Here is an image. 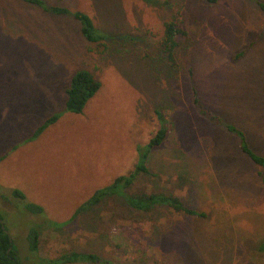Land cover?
Listing matches in <instances>:
<instances>
[{"label": "rangeland", "instance_id": "374dc122", "mask_svg": "<svg viewBox=\"0 0 264 264\" xmlns=\"http://www.w3.org/2000/svg\"><path fill=\"white\" fill-rule=\"evenodd\" d=\"M45 1L88 13L105 39L88 42L70 15L0 0V212L23 264L73 250L99 261L71 264H264V168L227 127L243 129L264 155V0ZM169 19L186 31L175 64L161 46ZM82 69L101 88L71 113L67 87ZM196 98L222 122L201 114ZM157 110L172 130L150 155L152 174L123 193H172L205 215L134 211L123 193L83 209L135 168L138 148L161 126ZM13 189L44 214L26 212Z\"/></svg>", "mask_w": 264, "mask_h": 264}, {"label": "trees", "instance_id": "16d2710c", "mask_svg": "<svg viewBox=\"0 0 264 264\" xmlns=\"http://www.w3.org/2000/svg\"><path fill=\"white\" fill-rule=\"evenodd\" d=\"M27 1L43 7L44 11L52 12L57 15H70L74 17L80 22L81 33L88 42L98 45L103 44L102 41L105 39V35L98 30L88 13L81 10H74L67 6L53 4L50 5L46 3L45 0ZM258 4L259 7L264 11V1H259ZM185 35L186 31L177 23L175 19H169L164 22L161 46L168 61L171 64H175L176 62L175 56L176 50L179 46L180 37ZM100 88V80H98L91 71L87 69L77 71L72 76L70 85L67 87L65 110L71 113L83 112L88 101L98 92ZM196 105L200 109L201 114L206 116L209 121L213 123L222 122L221 117L211 110L205 108L202 103H200L198 98H196ZM156 114L159 118L161 126L156 134L149 140L146 146H141L138 148L139 158L135 168L128 174L118 176L114 182L107 187L99 189L87 203L83 204V209L85 207H89L90 205L100 203L105 194L123 193V189L126 190L134 186L139 177L152 174L148 165L150 155L154 150L164 145L168 138V134L172 130V127L168 124L165 115L159 110L156 111ZM60 116V113H54L48 117L41 125L37 127L32 135V138L38 137L47 127L54 124L60 118ZM227 127L237 136V138H239L241 151L254 164L264 168V155L256 152L252 148L247 133L243 129L233 124H227ZM262 181L264 183V175L262 176ZM123 195L134 211L150 212L156 206L165 205L175 212H183L188 215H205L203 212H199L188 207L178 195L156 191L152 188H140L132 191H125ZM11 197L19 198L23 203H25L26 212L36 216H42L44 214V208L42 206L34 202H26V196L21 190L13 189L11 192ZM0 218L3 219L1 212ZM42 226V224H38L33 229L31 228L32 230H30L28 233L27 240L29 244V251L31 253L32 251L37 253L39 252L40 231L42 230ZM262 248H264V244L262 245ZM84 260L98 262L99 258L93 253L73 250L70 252H64L57 258L51 260L45 259L44 262H49V264H71ZM0 264H23L18 254V248L13 242L12 237L2 227V222H0Z\"/></svg>", "mask_w": 264, "mask_h": 264}, {"label": "water", "instance_id": "95a60500", "mask_svg": "<svg viewBox=\"0 0 264 264\" xmlns=\"http://www.w3.org/2000/svg\"><path fill=\"white\" fill-rule=\"evenodd\" d=\"M0 222H2V219L0 218ZM2 227L6 230V232L10 235V233L7 231V229L5 228L4 223L2 222ZM11 236V235H10Z\"/></svg>", "mask_w": 264, "mask_h": 264}]
</instances>
